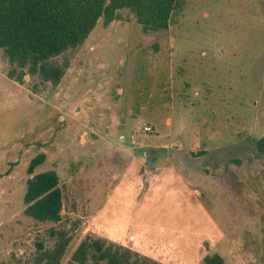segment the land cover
<instances>
[{
    "label": "rangeland",
    "instance_id": "374dc122",
    "mask_svg": "<svg viewBox=\"0 0 264 264\" xmlns=\"http://www.w3.org/2000/svg\"><path fill=\"white\" fill-rule=\"evenodd\" d=\"M52 61L56 87L27 67L18 84L0 50V264H29L56 232L60 264L87 237L159 264H264V0H185L146 35L119 11ZM40 154L58 223L23 214Z\"/></svg>",
    "mask_w": 264,
    "mask_h": 264
},
{
    "label": "trees",
    "instance_id": "16d2710c",
    "mask_svg": "<svg viewBox=\"0 0 264 264\" xmlns=\"http://www.w3.org/2000/svg\"><path fill=\"white\" fill-rule=\"evenodd\" d=\"M185 0H0V50L14 69L7 78L21 84L28 75H38L56 87L67 68L52 59L83 44L98 21L104 27L129 12L141 33L166 31L183 11ZM16 69L20 71L17 73ZM44 155L34 157L27 168L30 178L23 194V214L39 223H58L62 194L53 171L33 175ZM52 233V232H51ZM57 242L49 249L39 245L29 264H60L69 240L56 232ZM264 252V242H263ZM204 264H222L218 255L206 256ZM66 264H159L113 243L85 238L73 250Z\"/></svg>",
    "mask_w": 264,
    "mask_h": 264
},
{
    "label": "built area",
    "instance_id": "2783aa9c",
    "mask_svg": "<svg viewBox=\"0 0 264 264\" xmlns=\"http://www.w3.org/2000/svg\"><path fill=\"white\" fill-rule=\"evenodd\" d=\"M151 131V129L149 128V127H147V126H145L143 129H142V132L143 133H148V132H150ZM131 139H133V136L131 137Z\"/></svg>",
    "mask_w": 264,
    "mask_h": 264
},
{
    "label": "water",
    "instance_id": "95a60500",
    "mask_svg": "<svg viewBox=\"0 0 264 264\" xmlns=\"http://www.w3.org/2000/svg\"><path fill=\"white\" fill-rule=\"evenodd\" d=\"M147 166H152V164H151V163H149V162H147Z\"/></svg>",
    "mask_w": 264,
    "mask_h": 264
}]
</instances>
